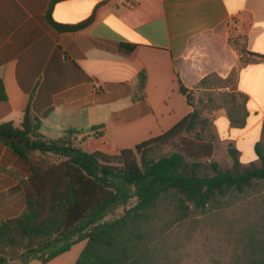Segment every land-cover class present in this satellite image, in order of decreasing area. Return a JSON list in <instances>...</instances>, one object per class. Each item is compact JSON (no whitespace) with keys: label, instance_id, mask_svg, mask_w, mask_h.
I'll return each instance as SVG.
<instances>
[{"label":"crops","instance_id":"obj_1","mask_svg":"<svg viewBox=\"0 0 264 264\" xmlns=\"http://www.w3.org/2000/svg\"><path fill=\"white\" fill-rule=\"evenodd\" d=\"M53 1L0 0V81L7 97L0 123L19 126L30 106L46 138L74 131L89 152L117 155L164 134L193 111L180 82L194 89L210 73L228 77L240 67L243 49L264 56V0H57L56 22L92 18L76 32L47 23ZM256 55L248 56L258 62L238 75L237 91L249 98L246 125L233 128L219 118L226 138L249 157L264 126V59ZM6 170L28 174L25 162L0 143V219L25 207L23 190ZM67 253L48 264H75V257L61 260Z\"/></svg>","mask_w":264,"mask_h":264},{"label":"trees","instance_id":"obj_2","mask_svg":"<svg viewBox=\"0 0 264 264\" xmlns=\"http://www.w3.org/2000/svg\"><path fill=\"white\" fill-rule=\"evenodd\" d=\"M56 2L47 13V23L56 31L76 32L92 21L89 18L77 25L56 22L51 16ZM241 52L240 67L258 62L253 57L245 59L256 54ZM240 67L226 78L210 73L194 89L180 82V92L193 111L164 134L117 155L84 150L74 131L58 139L46 138L41 133V118L30 106L19 126L0 123V143L28 168L27 175L6 170L23 190L25 207L17 217L0 219V264L35 260L48 264L84 241L75 264H180L182 242L174 239L176 233L196 228L194 222L198 224L199 218L214 211L238 207L255 183L264 182L261 141L255 144L261 166L250 163L242 168L239 152L230 149L232 170H222L216 162H211L213 173L202 170V161L212 158L215 146L205 134L211 120L194 103L195 91L205 90L214 108L227 111L231 127L243 128L249 98L237 91ZM146 80L142 73L141 92ZM0 101H7L1 81ZM262 198L254 220L238 231L241 251L235 253L234 261L220 264H264V195ZM119 205L125 207L121 216L101 222ZM235 225L232 221L228 228L233 230Z\"/></svg>","mask_w":264,"mask_h":264},{"label":"rangeland","instance_id":"obj_3","mask_svg":"<svg viewBox=\"0 0 264 264\" xmlns=\"http://www.w3.org/2000/svg\"><path fill=\"white\" fill-rule=\"evenodd\" d=\"M246 58L252 57L246 55L245 59ZM204 92L206 91H195L194 103L202 110L203 115L211 120V125L206 128L205 134L208 139L213 140L215 150L211 159H204L202 161V170L213 173L211 162L218 163L222 170H232L234 167V160L229 150L236 149L235 141L226 138L229 131H227V127L220 126V122L222 121L219 120L221 116H226L228 119L227 111L223 108H214L211 100L204 95ZM260 141L262 142V149L264 151V126ZM169 151L170 148L166 149L165 152L168 153ZM250 151L252 153L251 157L247 156L245 152L241 153L238 151L242 168L249 167L250 163L261 166V162L255 151V144H252L249 152ZM263 195L264 182H257L251 194L248 195L244 202L238 207L231 208L225 212L214 211L207 216L199 218L198 220L200 222L197 220L198 224L194 222L195 224L193 225H196V228H192L191 230L184 229L180 231L181 233H176L174 239L178 242H182L179 248L181 258L180 264H220L221 262L230 263L234 261L235 253L241 251V245H239V241H237L240 236L238 231L244 223L247 224L254 220L255 209L258 208L257 206L261 203ZM124 208V205L111 208L101 222H108L118 218L123 214ZM250 212L252 215H250ZM21 214L22 212L11 214L10 217H17ZM239 220H241L240 223H238ZM232 221L236 222L233 230L228 228V224ZM190 235L191 237L186 239V237ZM223 237H225L224 242L223 240L221 241ZM227 237L232 238L230 242ZM85 245L86 242L76 244L61 260H65L67 257H75V261L78 259ZM35 264L41 263L37 261Z\"/></svg>","mask_w":264,"mask_h":264},{"label":"built area","instance_id":"obj_4","mask_svg":"<svg viewBox=\"0 0 264 264\" xmlns=\"http://www.w3.org/2000/svg\"><path fill=\"white\" fill-rule=\"evenodd\" d=\"M100 88H101V87H100L99 84H96V85L94 86V90H95V91H98Z\"/></svg>","mask_w":264,"mask_h":264}]
</instances>
